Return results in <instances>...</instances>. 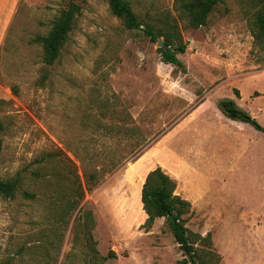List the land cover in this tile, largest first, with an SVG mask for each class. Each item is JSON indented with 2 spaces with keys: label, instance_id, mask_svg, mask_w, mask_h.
<instances>
[{
  "label": "rangeland",
  "instance_id": "obj_1",
  "mask_svg": "<svg viewBox=\"0 0 264 264\" xmlns=\"http://www.w3.org/2000/svg\"><path fill=\"white\" fill-rule=\"evenodd\" d=\"M14 1L0 48V180L19 186L0 195V264H191L165 218L145 227L141 190L156 168L190 204L181 218L199 258L264 264V133L218 109L231 100L264 129L250 0H223L197 30L175 0H125L143 25H175L184 69L164 64L162 47L126 30L104 0L76 1L72 31L46 66L32 40L67 4ZM79 158L104 169L80 196Z\"/></svg>",
  "mask_w": 264,
  "mask_h": 264
},
{
  "label": "trees",
  "instance_id": "obj_2",
  "mask_svg": "<svg viewBox=\"0 0 264 264\" xmlns=\"http://www.w3.org/2000/svg\"><path fill=\"white\" fill-rule=\"evenodd\" d=\"M63 1L67 4V7L55 20L47 35L38 36L32 40V43L42 48V62L46 66L54 65L60 56L61 50L72 31L76 16L80 12V8L76 3L77 0ZM104 1L108 4L110 13L122 22L126 30L139 31L152 43H157L162 39L164 46L158 52L164 64L184 69L177 55L185 52L186 45L180 41L179 35L175 33V25L172 26V31L168 32L159 26L155 29L150 24L143 25L127 1ZM249 2L255 9L252 17H250L252 35L262 42L264 51V0H250ZM222 3L223 0H175V10L185 20L189 28L197 30L206 25L211 12ZM1 104H3V101L0 100V106ZM218 109L227 119L247 124L255 131L264 133V129L258 124L256 119L237 107L233 101L228 99L221 100L218 104ZM118 131H121V128H118ZM1 149L0 142V153ZM48 157L50 155L36 160L35 163L43 164L48 160L46 159ZM86 157L87 155L84 158ZM84 158H79L83 168L85 184L83 189L82 187L79 189V192L76 190L79 196L83 195L84 189L90 192L96 188L100 184L104 173L103 167L98 169L97 166H94L93 161L90 160L88 163ZM34 175L39 176L38 172L34 173ZM18 186L19 180L17 178L7 181L0 180V195L7 199L14 198L18 191ZM175 189V182L160 168L148 173L141 190V203L147 216L145 227L149 229L156 219L165 218L175 242L189 259V262L191 264H209L210 260L199 258L193 247L188 231L184 227V221L181 218L183 214L189 211L190 204L175 195ZM22 195L25 198H33V195L26 191H23Z\"/></svg>",
  "mask_w": 264,
  "mask_h": 264
},
{
  "label": "crops",
  "instance_id": "obj_3",
  "mask_svg": "<svg viewBox=\"0 0 264 264\" xmlns=\"http://www.w3.org/2000/svg\"><path fill=\"white\" fill-rule=\"evenodd\" d=\"M15 6L14 0H0V48L3 44V29L7 25L8 13Z\"/></svg>",
  "mask_w": 264,
  "mask_h": 264
},
{
  "label": "water",
  "instance_id": "obj_4",
  "mask_svg": "<svg viewBox=\"0 0 264 264\" xmlns=\"http://www.w3.org/2000/svg\"><path fill=\"white\" fill-rule=\"evenodd\" d=\"M157 44H158L159 46H161L162 48H163V46H164L162 40L158 41Z\"/></svg>",
  "mask_w": 264,
  "mask_h": 264
}]
</instances>
